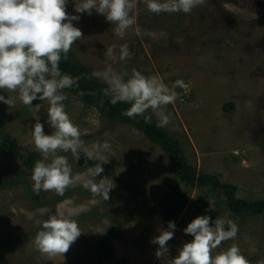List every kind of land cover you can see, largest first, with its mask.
I'll list each match as a JSON object with an SVG mask.
<instances>
[{
	"label": "rangeland",
	"instance_id": "obj_1",
	"mask_svg": "<svg viewBox=\"0 0 264 264\" xmlns=\"http://www.w3.org/2000/svg\"><path fill=\"white\" fill-rule=\"evenodd\" d=\"M74 3L68 0L66 11L80 17L72 21L84 34L72 45L78 62L92 72L112 64L122 76L135 68L146 76L160 77L169 86L183 80L187 88H177L176 102L163 109L170 116L163 128L178 139L198 173L216 174L220 182L234 185L240 199H264V0H206L188 14H153L143 0H137L136 24L123 38L114 35L113 25L103 15L95 10L91 15L76 13ZM125 44L132 55L120 61L119 48ZM112 45L116 46L115 62L104 56ZM63 91L68 97L65 111L79 127L85 147L110 143L111 150L105 153L108 162L103 163L107 171L96 179H111L115 187L105 201L81 186L89 168L81 151L79 160L70 152L61 153L67 156L73 176L81 178L75 187L63 196L51 191L34 193L32 168L23 158H32L34 164L42 159L31 128L39 119L45 134H51L48 103L34 100L33 105H42L37 113L19 100L13 108L0 101V142L11 139L15 149L14 155L0 149V264H75L82 255L81 264H96L94 241L117 222L122 223L121 235L112 241L111 258L100 264H170L183 244L193 239L183 229L195 218L193 210L201 201L216 218L230 219L239 228L236 238L222 242L216 251L236 244L250 264L264 261V213L233 214L221 190L179 183L165 152L136 126L108 119L96 107ZM0 95L16 94L0 90ZM172 183L187 196L174 221L168 253L158 259L159 245L151 241L167 230L159 205ZM68 211L78 213L72 219L81 235L63 257L40 254L33 244L36 234L31 233L41 230V222L50 215ZM135 216L139 219L134 220Z\"/></svg>",
	"mask_w": 264,
	"mask_h": 264
},
{
	"label": "clouds",
	"instance_id": "obj_2",
	"mask_svg": "<svg viewBox=\"0 0 264 264\" xmlns=\"http://www.w3.org/2000/svg\"><path fill=\"white\" fill-rule=\"evenodd\" d=\"M147 10L153 14L191 13L193 9L204 5L206 0H143ZM137 0H75L76 13L92 14L95 10L110 22L115 36L123 38L128 30L136 24L133 10ZM68 0H0V90L15 93V96L0 95V101L15 107L17 100L31 111L39 112L42 105H33L34 100L47 101V123L53 129L45 134L44 125L39 119L31 128V137L35 150L42 159L36 160L31 179L34 193L55 192L63 196L70 187L80 181L73 176V170L66 155L71 153L79 160L81 151L87 160H96L94 167L87 169V178L82 187L107 201L109 193L115 187L114 181L106 177L96 179L103 171L102 164L108 162L106 152L111 150L107 141L94 143L86 148L81 139V131L65 111L64 101L68 98L64 89L78 87L79 77L62 73L61 58L67 60L68 53L76 41L82 40L84 34L72 21H78V15L67 11ZM139 30L137 29V32ZM129 45L119 48V60L131 58ZM104 56L115 62L116 46H109ZM127 76L125 79L124 77ZM91 77L103 81L107 87L103 94L109 97L113 105L129 104L122 115L141 116L148 123L152 115L158 120V127H166L170 116L163 109L174 104L178 98L177 88H187L183 80H176L171 86L156 76H146L135 68L131 74H119L112 64H107L103 71H93ZM151 112L152 115L147 113ZM195 198V197H193ZM78 213L68 211L50 215L41 222L33 244L40 254L48 258L64 256L71 245L81 235L78 223L72 219ZM176 225L169 221L167 230L152 239L158 244L155 255L158 259L168 253L167 242L174 237ZM185 234L193 239L183 244L170 264H250L236 244L224 250L216 251L222 244L234 240L239 231L232 220L212 218L207 215L195 217L186 228ZM253 251H256L253 248ZM264 264V261L260 262Z\"/></svg>",
	"mask_w": 264,
	"mask_h": 264
},
{
	"label": "trees",
	"instance_id": "obj_3",
	"mask_svg": "<svg viewBox=\"0 0 264 264\" xmlns=\"http://www.w3.org/2000/svg\"><path fill=\"white\" fill-rule=\"evenodd\" d=\"M67 55V60H65L63 56L61 58V72L70 74L73 77H79V81L78 87L64 90L75 95L84 104L96 107L108 119H118L136 126L146 138L158 144L165 152L169 158L170 169L175 177H177L179 183H183L186 186L197 183L201 186H210L213 190H221L226 197L227 206L233 214L264 213V199L256 201L240 199L236 196L237 188L234 185L220 182L216 174L198 173L195 167L186 159L178 139L171 136L163 127H158V122L151 112L147 113L148 115H152L151 123L146 122L141 116L130 118L122 115L123 111L130 107V105L119 102L115 105L111 104L109 102V97H106L102 92V89L107 87V85L95 77H91L92 71L90 68L78 62L72 49ZM0 149L6 155L15 154L14 144L11 139L5 138L2 140L0 142ZM23 162L27 167L33 168L34 166V162L30 157L23 158ZM96 163H98V161H88L89 167H94ZM102 167L104 172L107 171L104 164H102ZM177 186V183H172L166 195L160 200L159 206L162 208V216L167 222H174L177 219L187 196L186 192L179 190ZM28 193L30 198L36 201L37 197L31 191H28ZM201 202L202 203L197 205L193 210L194 217L207 215L214 221L216 219L215 213H213L203 201ZM133 219L138 220L139 217L135 216ZM121 227L122 223L117 222L115 225L110 226L104 233L96 237L92 246L96 264H100L104 260L111 258L113 254L112 241L120 237ZM37 232L38 230L31 234H36ZM83 262L84 257L82 255L76 260L75 264H81Z\"/></svg>",
	"mask_w": 264,
	"mask_h": 264
}]
</instances>
